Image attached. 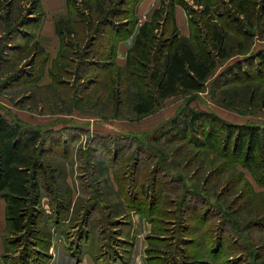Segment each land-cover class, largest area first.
<instances>
[{
    "label": "rangeland",
    "instance_id": "rangeland-1",
    "mask_svg": "<svg viewBox=\"0 0 264 264\" xmlns=\"http://www.w3.org/2000/svg\"><path fill=\"white\" fill-rule=\"evenodd\" d=\"M30 1L27 2L31 7ZM29 6L20 8L22 15L29 13ZM6 30L0 34V113L8 120L17 118L46 132L45 159L59 176L52 185V195L41 200L44 212L38 227L27 229L14 244L11 242L16 237L6 235V264H20L21 255L30 264H40L46 248L41 238L45 242L50 240L62 221H67L62 231L68 234L72 227L69 225L81 228L88 219L90 231H102L104 244H114L117 229L111 228L126 219L118 215L131 210L128 195L140 192V183L144 188L140 207L155 235L149 246L157 259L149 264H205L207 259L210 261L207 249L217 255L212 260L214 264H264V192H257L263 188L249 172L186 140L166 142V137H162L159 142L151 141L159 134L155 128L186 104L193 109L213 111L233 123H264V110L251 109L242 97L243 81L220 77L222 71L244 55L218 61L202 92L170 97L144 117L133 116L127 106L122 108V117H113L104 106L92 109L84 102H75L73 98L79 99L81 94L74 95L73 88L78 89V85L71 76L63 77L65 87H48V73L47 79L42 77L52 62L48 52L35 55L36 41L30 35L25 38ZM262 46L264 32L262 37H255L250 51ZM243 67L248 73L247 67ZM98 72L99 78L105 74V70ZM249 74L256 76L253 71ZM215 80L216 87H212ZM222 96L232 105L219 102ZM135 146L140 148L137 152ZM63 176L71 177L72 182ZM154 177L159 181L156 186L151 184ZM176 178H184L187 190L198 189V195L185 194L181 184L173 180ZM67 189L69 210L57 217V191L65 202ZM118 196L125 204L123 207ZM43 199L47 201L45 207ZM153 200L156 206L149 210L148 203ZM90 208L93 212L85 216ZM59 217L60 222L56 220ZM219 237L221 243L214 252ZM110 259L111 256L106 257L103 264Z\"/></svg>",
    "mask_w": 264,
    "mask_h": 264
},
{
    "label": "trees",
    "instance_id": "trees-1",
    "mask_svg": "<svg viewBox=\"0 0 264 264\" xmlns=\"http://www.w3.org/2000/svg\"><path fill=\"white\" fill-rule=\"evenodd\" d=\"M139 1L66 0L67 15L54 21L59 49L47 69L48 87H65L63 77L71 76L78 85V89L73 88L74 95L81 94L79 99L73 98L75 102H84L92 109L104 106L112 111L113 117H122V108L127 106L133 116L144 117L170 97L202 92L218 61L244 55L222 71L220 77L226 75L233 81H243L240 93L248 107L264 110V46L250 51L255 37H262L264 32V0H159L150 18L139 24L124 64L118 65L116 47L133 33L138 23L135 6ZM177 5L186 15L187 36L181 35L176 25ZM34 46L35 55L45 54L37 42ZM100 70H105L101 78ZM251 71L255 77L249 74ZM216 82L212 87H216ZM219 102L232 105L225 96ZM157 131L159 134L153 136V142H159L162 137H166V142L186 140L241 165L263 188L257 192H264V123H233L213 111L193 109L186 104L162 121L155 128ZM46 135L39 126L17 118L8 120L0 113V198L5 203L6 221L1 238L5 244L7 236L16 237L11 242L14 244L27 229L38 227L44 212L41 200L52 195V185L59 177L45 159ZM135 147L137 152L140 148ZM173 180L181 184L185 194L198 195V189L187 190L184 178ZM158 183L152 178L153 186ZM139 188L140 192L129 194L127 201L132 210L146 218L140 207L144 200L142 183ZM58 193L57 217L69 210L70 190H66L65 202L62 193ZM148 205L152 210L156 201ZM41 240L46 245L40 256L43 264L51 239ZM220 243L219 237L214 252ZM206 256L205 264H214L212 260L217 255L207 249ZM2 257L6 262L5 254ZM19 263L30 264L24 255L19 257Z\"/></svg>",
    "mask_w": 264,
    "mask_h": 264
},
{
    "label": "crops",
    "instance_id": "crops-1",
    "mask_svg": "<svg viewBox=\"0 0 264 264\" xmlns=\"http://www.w3.org/2000/svg\"><path fill=\"white\" fill-rule=\"evenodd\" d=\"M28 0H0V34L6 30L7 33L20 34L28 38L31 36L49 54V61L52 60L59 49V39L55 33L54 21L56 18L67 15L66 0H32L31 7ZM159 0H140L135 6V15L138 23L133 33L120 41L116 47L115 62L123 65L128 48L132 45L138 26L143 21L150 18L152 10L158 5ZM29 6L27 15H22L20 8ZM176 25L181 35L187 36L189 28L183 8L179 5L174 8ZM13 26V27H12ZM12 27V28H10ZM27 40V39H26ZM31 43V41H30ZM10 45V44H9ZM47 79V72L42 75ZM112 176V174L110 175ZM66 180L71 177L63 176ZM112 179V177H110ZM117 190V187H114ZM120 199V204L123 202ZM47 201L43 199V206ZM71 201V206H72ZM4 201L0 198V264H6L2 258L3 242L1 233L5 227ZM125 205V204H124ZM70 208L72 209V207ZM93 208L85 211V216H90ZM120 217L121 223L112 230L117 229L114 244L105 245L106 238H102V231L92 232L87 223H82L81 228L77 224L68 229V234L63 233L67 221L59 223V229L52 233L51 243L48 247V256L43 264H103V260L108 257L111 259L107 264H149L150 261L157 259L151 255L149 246L150 239L155 235L151 231L148 220L139 212L134 210L123 211ZM114 214V219L118 217ZM106 264V263H105Z\"/></svg>",
    "mask_w": 264,
    "mask_h": 264
}]
</instances>
